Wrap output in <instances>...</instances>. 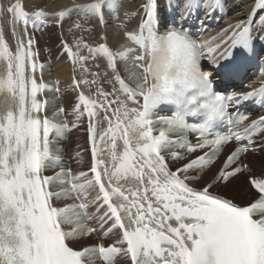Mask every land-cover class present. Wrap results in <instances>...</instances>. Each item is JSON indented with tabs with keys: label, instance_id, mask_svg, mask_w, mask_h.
Masks as SVG:
<instances>
[{
	"label": "snow or ice",
	"instance_id": "1",
	"mask_svg": "<svg viewBox=\"0 0 264 264\" xmlns=\"http://www.w3.org/2000/svg\"><path fill=\"white\" fill-rule=\"evenodd\" d=\"M121 7V0H73L70 7L50 13L28 11L22 0L0 4V15L10 17L15 41L13 49L0 25V264H116L117 257L127 264H264V162L258 172L245 159L257 151L255 137L264 139V115L245 124L247 115L233 119L227 111L257 98L264 106V85L221 95L198 64L204 49L214 54L226 45L219 57L226 62L215 71L236 77L255 55L257 43L264 46V35H253L264 0H257L247 19L203 44L177 27L175 19L163 20L158 0L142 5L144 16L135 29L124 22L117 25L113 37L122 33L123 40L115 47L106 34L94 43L83 36L73 45L62 41L74 72L80 73L79 79L73 77L77 95L72 113L76 120L85 115L89 120L92 163L88 172L56 170L60 157L55 141L68 128L57 117L65 109L42 115L49 102L39 97L49 87L59 91L60 82L38 81L37 70L44 66L37 62L28 26L45 25L49 17L63 22L73 14L105 26L106 15L119 20ZM195 7L197 0H183L184 12ZM137 14L124 15L130 19ZM259 26L264 30V16ZM80 30L92 31L79 22L69 28ZM96 59L103 61V71L89 67ZM161 106H170V114L159 115ZM225 118L236 130L214 131ZM188 133L199 134L194 144ZM232 141L240 146L226 155L209 181L193 187ZM176 148L193 158L186 159ZM181 160L186 162L173 171L169 162ZM49 170L52 175L45 174ZM240 175L246 176L248 203L213 191ZM93 220L98 227L89 226ZM98 230L104 236L118 232L119 238L107 246H70Z\"/></svg>",
	"mask_w": 264,
	"mask_h": 264
},
{
	"label": "bare ground",
	"instance_id": "2",
	"mask_svg": "<svg viewBox=\"0 0 264 264\" xmlns=\"http://www.w3.org/2000/svg\"><path fill=\"white\" fill-rule=\"evenodd\" d=\"M173 1L175 5H179L178 7L183 11V0H158L159 14L162 19H164L162 15V11L165 9V5H170V2ZM198 3L203 7L205 11H210L212 8L216 6V4L225 7L227 10V17L224 22L218 26V28L214 31L215 34L221 33L222 29H227L229 25H234L239 20H244L249 17L254 8L257 0H197ZM10 2H14V0H0V4H3L5 7L8 6ZM89 0H75L76 4H85L88 3ZM147 0H121L122 7L119 11V20L115 18V16H107L105 17L107 24L102 26L96 23L94 20H88L83 16H78L73 14L70 19H65L63 22L60 21L57 17H49L48 23L45 25H40L37 28H33L31 23L28 26V31L30 35L34 38V51L38 53V64L43 65V69L37 70V78L39 82H42L46 85H53L56 80H59V91H53L52 88L44 89L40 94V99L42 101L47 100L49 102L47 112H42V115L52 116L53 112L56 109L63 107L65 112L57 117L58 120L63 121L68 124V134L65 137L60 136L57 137L56 141L58 145H55V148L58 150V154L61 162L60 168L63 169H71L72 172L85 171L88 172L91 163H92V155H91V142L89 140L88 126L89 120L85 115L80 120H76L75 115L72 113V105L75 102V97L77 95L76 91H73V77L76 76L77 79L80 77L79 71L74 72V65L72 60L68 56L67 52L64 50L62 45V41L66 42L69 45H73L74 41L83 36L85 40L89 43H94L97 41L98 37L101 34H106L108 36L109 43L115 47L118 42L123 40V35L121 33L120 37L114 38L113 34L117 29V25L121 22H124L129 29H135L141 18L144 16V5ZM211 2L214 7L209 8L208 4ZM24 7L28 11H34L38 9H43L46 12H56L65 7H70L73 3V0H22ZM235 11V12H234ZM125 13H138L137 15L131 16L129 19L124 14ZM264 16V11L259 12L257 15V23L254 24L255 29L261 30L262 35L264 34V30H262L259 26V17ZM9 15L4 12L0 15V25L3 26L5 35L9 40V43L15 48V41L11 35V28L9 25ZM75 22H79L84 25L85 28H91V32L87 31H73L69 32V28H71L72 24ZM20 31L23 33L24 25H20ZM229 35L231 33L229 32ZM215 36V35H214ZM227 36L222 37V39L227 40ZM216 44L221 43L219 39L215 41ZM215 47V44L212 45ZM226 47V45L224 46ZM224 47L220 49L219 52L215 53V55L220 54L224 51ZM75 50V49H74ZM208 53L206 51L202 52V54ZM81 54H87V49H82ZM213 58V57H212ZM96 64H100V68L97 69L95 67ZM202 72L205 74H209L213 76V70L209 67L211 66L209 63L203 62L199 63ZM205 66V67H204ZM89 67L93 72L95 71H103L104 63L100 59L90 60ZM78 68V66H77ZM215 76V75H214ZM91 79V77H88ZM264 82V74L260 77H253L249 80L248 85L253 86V88H260L262 83ZM105 89L111 90L108 84H104ZM52 106V107H51ZM55 107V108H53ZM261 114L254 113L250 119H257ZM73 123L77 126L73 127ZM106 127V125H105ZM264 148V141L258 143L254 146V148ZM232 146H226L223 148L220 156L219 163H216L215 166L207 171L203 178L199 183L195 181L192 182L193 187H201L205 182L209 181L212 174L221 166V162L224 160L225 156L231 151ZM193 158L190 156L188 159ZM247 162H249L252 166H254L259 172L261 168L262 162H264V151L260 153H247L245 156ZM186 162V160H181L179 162H169L170 168L176 169L181 166L182 163ZM253 163V164H252ZM59 168V169H60ZM53 174V173H52ZM91 175V173H89ZM243 175L238 176L236 179L232 180L229 184L218 186L216 189H228L232 194H250L249 189H245L241 182L240 178ZM236 192V193H234ZM95 192L93 191L89 196V199L95 196ZM254 195V191L251 193ZM71 202V201H68ZM89 211H94V209H89ZM91 227H98L96 221L88 222ZM99 231V230H98ZM103 235V231H99V234L94 233L90 237H84L81 240L71 242L70 246L79 250L83 246L102 243V242H110L113 243L115 240L119 238L118 232L113 233L108 236V238H101ZM116 264H127V261L121 257L116 259Z\"/></svg>",
	"mask_w": 264,
	"mask_h": 264
},
{
	"label": "rangeland",
	"instance_id": "3",
	"mask_svg": "<svg viewBox=\"0 0 264 264\" xmlns=\"http://www.w3.org/2000/svg\"><path fill=\"white\" fill-rule=\"evenodd\" d=\"M235 12V11H234ZM249 81H247V83H248ZM246 83V84H247ZM261 149V148H260ZM260 152H263V151H260L259 149H257V151H255V152H251V153H260ZM253 164V163H252ZM201 180V179H200ZM200 180H197V181H195L196 183H199L200 182ZM240 182H241V184H242V186L246 189H249L248 188V184H247V180H246V176H242V178H240ZM199 185H203V184H199ZM213 191L214 192H217V193H219L220 195H223V196H225V197H227V198H231V199H233L234 200V202H236V203H238V204H241V205H243V204H246V203H248L249 202V197H250V194H248V193H246V194H236V195H234V194H232L233 192H231L230 190H228V189H221V188H219V189H216V188H214L213 189ZM234 193H236V192H234ZM102 243H104L106 246L108 245V244H110V242H102Z\"/></svg>",
	"mask_w": 264,
	"mask_h": 264
}]
</instances>
